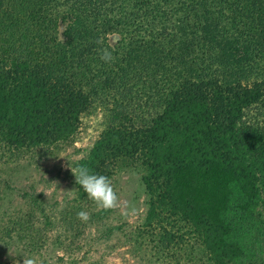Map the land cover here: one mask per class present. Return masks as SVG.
<instances>
[{
	"label": "trees",
	"instance_id": "trees-1",
	"mask_svg": "<svg viewBox=\"0 0 264 264\" xmlns=\"http://www.w3.org/2000/svg\"><path fill=\"white\" fill-rule=\"evenodd\" d=\"M263 35L264 0H0V147L73 140L102 109L105 129L76 169L111 178L138 161L148 221L182 218L214 264H264ZM1 174L0 242L30 257L54 214L27 191L18 211Z\"/></svg>",
	"mask_w": 264,
	"mask_h": 264
},
{
	"label": "rangeland",
	"instance_id": "rangeland-1",
	"mask_svg": "<svg viewBox=\"0 0 264 264\" xmlns=\"http://www.w3.org/2000/svg\"><path fill=\"white\" fill-rule=\"evenodd\" d=\"M64 29L65 25L58 26L60 35ZM211 36L220 41L218 34ZM116 40L115 35L107 36L110 45ZM219 45L228 59L233 47L225 43ZM104 129L103 110L98 109L82 118L71 141L30 150L10 151L0 147V174L12 187L9 199L16 202L18 211L26 209L23 191L32 196L41 194L45 208L56 220L54 226H49L53 230L46 231L39 253L30 255L35 264H214L200 242L199 233L182 218L163 219L164 214L148 221V204H152V197L141 182L143 172L138 161H119L111 177L122 202L120 209L104 211L87 198L75 183L71 167L76 169L75 163L93 147ZM6 208L7 205L1 202L0 209ZM82 210L90 214L87 223L77 218V213ZM45 215L46 212L41 215L38 228L43 227ZM61 217L72 221L71 225L65 226L68 230L58 222ZM169 232L179 243L166 248L161 241ZM58 235L61 244L55 243ZM26 252H19L18 257L14 245L6 248L0 242V264H16V261L23 264L24 257H29ZM243 261L241 264L250 262L247 258Z\"/></svg>",
	"mask_w": 264,
	"mask_h": 264
},
{
	"label": "clouds",
	"instance_id": "clouds-1",
	"mask_svg": "<svg viewBox=\"0 0 264 264\" xmlns=\"http://www.w3.org/2000/svg\"><path fill=\"white\" fill-rule=\"evenodd\" d=\"M101 59L105 62H110L113 57L111 53L105 49ZM71 171L75 176L76 183L83 189L84 193H86L87 198L95 203L98 209L115 211L121 208L122 202L109 176L95 173L85 165H80L77 169L71 167ZM45 194L47 195V193ZM77 218L87 223L90 220V214L82 210L77 213ZM18 264H20V262H18ZM23 264H35V260L25 256Z\"/></svg>",
	"mask_w": 264,
	"mask_h": 264
}]
</instances>
